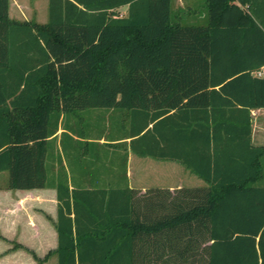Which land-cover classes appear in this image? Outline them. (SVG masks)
Returning <instances> with one entry per match:
<instances>
[{
  "label": "trees",
  "instance_id": "1",
  "mask_svg": "<svg viewBox=\"0 0 264 264\" xmlns=\"http://www.w3.org/2000/svg\"><path fill=\"white\" fill-rule=\"evenodd\" d=\"M203 7L205 23H185L172 0H48L39 23L10 18L0 0V172L9 189H55L57 246L44 258L264 264V146L250 142V110L264 108V0ZM93 109L100 119L84 135L104 136L120 170L110 186L69 188L47 153L62 113ZM83 137V149L103 146ZM128 149L173 160L205 186L170 215L140 219ZM90 151L93 164L108 154ZM162 231L167 250H142Z\"/></svg>",
  "mask_w": 264,
  "mask_h": 264
},
{
  "label": "crops",
  "instance_id": "2",
  "mask_svg": "<svg viewBox=\"0 0 264 264\" xmlns=\"http://www.w3.org/2000/svg\"><path fill=\"white\" fill-rule=\"evenodd\" d=\"M177 6L174 14L180 22H206L203 0H177ZM47 7L48 0H8V15L16 20L32 19L44 23L47 20ZM119 10L126 13L127 6H121ZM40 12L44 14L43 20L39 17ZM100 114V110L93 109L87 112L62 113L60 116L58 129L53 135L55 141L47 154L49 163L53 166V175L57 170L62 174L66 173L69 188L110 186V179L106 175L120 170L115 158L110 162L117 149L112 144L105 146V137L98 138L97 131L91 130L87 136L82 130L85 123L91 124L93 128L98 123ZM250 115V142L255 146H264V108L251 109ZM63 131L71 137L61 134ZM83 136L90 137L87 138L89 141H98L103 146L89 145V148L86 147L89 152H85L86 148L83 149L79 142L85 140ZM124 140L129 142L130 138ZM92 149L108 150L107 157L103 156L105 160L102 163L93 164L94 154L90 151ZM158 160L165 162L163 159L137 155L129 149L127 151L126 182L134 191V203L140 204V211L137 214L140 219L170 215L178 201H187L195 188L205 186V183L196 176L197 182L182 181L173 177L171 179V176L176 175L178 166L169 163L170 168H164ZM148 161L156 162L154 167L149 165ZM92 173H96L94 179H91ZM260 180L262 182L259 184L264 185V170ZM9 192L6 198L0 194V264H46L49 258L56 256L50 254L44 258L57 246V233L54 227L57 208L55 189L49 186L26 190L10 189ZM5 203L7 213L3 212ZM163 234V231L157 234L158 238L154 245L148 243L142 245V250L157 252L167 250L168 245L159 238ZM172 261L173 259L159 256L154 261L144 259L143 264H167Z\"/></svg>",
  "mask_w": 264,
  "mask_h": 264
},
{
  "label": "rangeland",
  "instance_id": "3",
  "mask_svg": "<svg viewBox=\"0 0 264 264\" xmlns=\"http://www.w3.org/2000/svg\"><path fill=\"white\" fill-rule=\"evenodd\" d=\"M177 8H178L177 0L176 1L172 0V11H173V13L176 12ZM43 16H44L43 12H40V16L39 17L42 18V20L44 18ZM39 23H43V21H40ZM107 119H108V117H107ZM108 123H109V119L107 120V125H108ZM158 161H160V160H158ZM262 162H263V170H264V158L262 159ZM147 163L149 165H153V167H154V164L156 162L148 161ZM169 163L170 164H175L176 167L178 166V168H176V175L171 176V179L173 177V179L174 178L175 179H181L182 181L197 182L198 179L195 176H193L190 172H188L186 169L181 168L182 167L181 165H179V164H177V163H175L173 161H169V160H165V162L162 163V164H163L164 168H170L171 165ZM261 182H262V180H259L257 183H261ZM7 184H8V172L7 171H2V172H0V194H3L5 198H6V196H9V194H10V192H9L10 189L7 188ZM11 190H13V189H11ZM5 206H6V203L4 204L3 212L7 213V210L5 209ZM46 264H56V256H52L51 258H49V260L47 261Z\"/></svg>",
  "mask_w": 264,
  "mask_h": 264
},
{
  "label": "built area",
  "instance_id": "4",
  "mask_svg": "<svg viewBox=\"0 0 264 264\" xmlns=\"http://www.w3.org/2000/svg\"><path fill=\"white\" fill-rule=\"evenodd\" d=\"M257 74H259V72H257Z\"/></svg>",
  "mask_w": 264,
  "mask_h": 264
}]
</instances>
